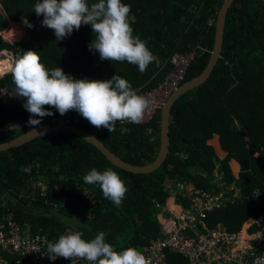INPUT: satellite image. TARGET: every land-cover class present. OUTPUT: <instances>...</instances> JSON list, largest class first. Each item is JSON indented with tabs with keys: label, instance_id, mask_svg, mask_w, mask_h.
Returning a JSON list of instances; mask_svg holds the SVG:
<instances>
[{
	"label": "trees",
	"instance_id": "1",
	"mask_svg": "<svg viewBox=\"0 0 264 264\" xmlns=\"http://www.w3.org/2000/svg\"><path fill=\"white\" fill-rule=\"evenodd\" d=\"M223 1L122 0L131 6L129 22L133 34L145 41L155 56L147 70L140 73L136 65L101 60L99 53L89 50L94 39L90 25H82L69 37L57 41L54 31L42 26L43 16L33 11L37 0H0V54L12 53L15 60L24 51H36L47 69L59 67L76 79L109 80L117 74L140 95L164 81L170 71L167 61L175 53L198 54L188 67L183 84L202 74L211 58ZM94 2L88 0L89 4ZM24 18L31 28L15 25L25 24ZM4 32L7 41L19 44L5 41ZM12 87L11 74L0 79V89ZM45 108L53 115L32 126L23 105H2L0 125L25 127L0 133V144L54 120L80 115L75 110L60 115L55 108ZM76 125L92 133L128 164L145 166L157 156L160 111L145 124L123 125L118 121L111 133L92 126L81 115ZM214 135L219 136L226 153L223 158L207 144ZM168 137L165 161L146 174L118 167L90 141L71 132L47 133L0 152V205H5L0 210V220L12 214L21 224L29 223L34 235H47L52 242L68 231L82 232L85 240L103 231L106 242L117 251L134 247L142 252L160 234L161 211L157 204L164 205L169 198L167 185L183 181L214 193L234 185L239 193L233 204L238 217L229 230L239 229L248 219L264 216L263 0L232 2L220 59L204 84L173 102ZM232 160L241 166L238 176L233 174ZM93 168L101 172L110 168L124 181L127 192L120 207L105 199L99 186L83 181ZM214 172L224 174V186L214 183ZM34 180L48 183L46 195L34 188ZM223 220L225 210L217 208L207 214L206 223L213 228ZM167 264L190 263L180 254L168 253Z\"/></svg>",
	"mask_w": 264,
	"mask_h": 264
},
{
	"label": "clouds",
	"instance_id": "2",
	"mask_svg": "<svg viewBox=\"0 0 264 264\" xmlns=\"http://www.w3.org/2000/svg\"><path fill=\"white\" fill-rule=\"evenodd\" d=\"M43 16L42 26L54 31L57 41L69 37L73 30L90 25L94 39L89 50L99 53L101 60L128 62L144 73L155 56L145 41L133 34L129 22L131 6L122 0H37L33 10ZM23 22L31 28L26 18ZM13 87L0 92L24 98L23 107L29 112L28 123L39 125L55 108L60 115L75 110L96 128H106L111 133L116 123L139 124L152 101L139 95L132 85L119 75L109 80L76 79L56 67L47 69L36 51H24L15 58L11 72ZM39 117V119H37ZM77 126V125H76ZM88 185L99 186L103 197L120 207L127 187L120 176L108 168H93L83 176ZM170 198V195H169ZM80 231H68L55 242L47 243L48 257L75 262L82 259L88 264H147L145 256L134 247L120 251L106 242L103 231L91 240H85Z\"/></svg>",
	"mask_w": 264,
	"mask_h": 264
},
{
	"label": "built area",
	"instance_id": "3",
	"mask_svg": "<svg viewBox=\"0 0 264 264\" xmlns=\"http://www.w3.org/2000/svg\"><path fill=\"white\" fill-rule=\"evenodd\" d=\"M197 55L196 51H190L175 53L169 58L170 71L164 81L156 88L140 93L152 103L139 124L150 122L166 100L179 89L188 67ZM79 122L80 115H75L54 120L52 124L76 125ZM120 123L134 124L127 121ZM23 127L0 125V133L21 130ZM214 176V183L224 186V174L214 172ZM33 186L42 190V195H46L49 189L44 180H34ZM230 186L215 193L185 181L168 186L174 207L168 209L165 204H157L161 211V229L159 236L151 239L141 252L147 264H167L168 253L180 254L190 264H264V216L248 219L236 230H229L220 224L210 228L206 223L208 213L234 204L239 197L234 185ZM4 207L1 204L0 210ZM10 211L8 208V214ZM48 242L52 241L47 235H34L29 223L21 224L12 214L4 215L0 220V264H73L63 258L50 259ZM74 264L88 262L76 259Z\"/></svg>",
	"mask_w": 264,
	"mask_h": 264
},
{
	"label": "water",
	"instance_id": "4",
	"mask_svg": "<svg viewBox=\"0 0 264 264\" xmlns=\"http://www.w3.org/2000/svg\"><path fill=\"white\" fill-rule=\"evenodd\" d=\"M234 0H224L222 6L219 10L217 22H216V31H215V42L213 51L211 53V58L206 69L202 72L201 75L195 77L184 84H182L179 89L173 93L168 100L164 103L160 110V146L154 162L145 166H136L128 164L127 162L120 159L115 153L111 152L100 140H98L92 133L84 130L81 127L71 124H44L38 126L26 133L22 134L21 136L15 138L14 140L1 143L0 144V152L11 150L13 148L22 146L37 137H40L44 134L51 133V132H71L77 134L86 140L90 141L95 147H97L112 163L117 165L118 167L127 170L133 173H151L157 170L162 163L165 161L166 156L168 154V145H169V137H168V126H169V114L171 105L175 100L180 98L185 93L195 89L198 86L204 84L209 77L211 76L214 68L216 67L222 50H223V41H224V32H225V25L227 14L229 8ZM264 1V0H263ZM7 41V40H5ZM10 44L9 41H7Z\"/></svg>",
	"mask_w": 264,
	"mask_h": 264
},
{
	"label": "rangeland",
	"instance_id": "5",
	"mask_svg": "<svg viewBox=\"0 0 264 264\" xmlns=\"http://www.w3.org/2000/svg\"><path fill=\"white\" fill-rule=\"evenodd\" d=\"M0 10L3 11L2 6H0ZM13 24H15V23H13ZM15 25L18 26V27H25L26 26V28H27L26 24H21L20 23V24H15ZM11 26H12V23L9 25L8 30L10 29ZM5 35L6 34L4 32L2 34V36L4 37L5 40H7ZM29 39L26 42H28ZM21 43H25V42H21ZM16 44H19V43H14V45H16ZM14 61H15L14 60V55L12 53L3 52V53L0 54V79H2L5 76H8L9 74H11L12 68L14 66ZM3 63H5V64H3ZM24 103H25V99L24 98H18V97L12 96L10 94L4 93V92H0V107L2 105H6L8 107H17V106L24 105ZM220 154L222 155V153H220ZM236 171L237 170H235V172ZM229 187H231V186H229Z\"/></svg>",
	"mask_w": 264,
	"mask_h": 264
},
{
	"label": "crops",
	"instance_id": "6",
	"mask_svg": "<svg viewBox=\"0 0 264 264\" xmlns=\"http://www.w3.org/2000/svg\"><path fill=\"white\" fill-rule=\"evenodd\" d=\"M11 23L12 22H10V24ZM207 144L210 145L213 148L215 154L217 156H219L220 158H223L226 155V153L224 152V150L221 147L220 138H219L218 135H214V137L209 139L207 141ZM220 153H222V155ZM230 165L232 167L233 174L235 176H238L239 172L241 170L240 164L236 160H232L230 162ZM235 170H237V171L235 172ZM170 185L171 184L169 183L167 185V187L170 186ZM168 192H169V195H170L171 191H168ZM165 207L168 208V209L174 207V202H173L172 198H168L167 199V201L165 203ZM222 209L225 210V220H223L221 223H217V224H220L221 226L226 227L228 229V227H230L234 222H236V219H237L238 216L235 213V210L233 208V204H227V206L225 208H222Z\"/></svg>",
	"mask_w": 264,
	"mask_h": 264
},
{
	"label": "bare ground",
	"instance_id": "7",
	"mask_svg": "<svg viewBox=\"0 0 264 264\" xmlns=\"http://www.w3.org/2000/svg\"><path fill=\"white\" fill-rule=\"evenodd\" d=\"M12 60V59H11ZM7 62V61H6ZM3 64H5V63H3Z\"/></svg>",
	"mask_w": 264,
	"mask_h": 264
}]
</instances>
